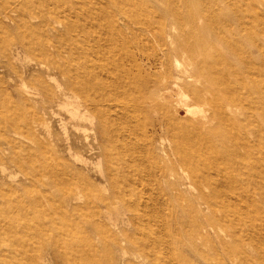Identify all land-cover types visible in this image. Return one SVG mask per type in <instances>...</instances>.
<instances>
[{"label": "rangeland", "instance_id": "1", "mask_svg": "<svg viewBox=\"0 0 264 264\" xmlns=\"http://www.w3.org/2000/svg\"><path fill=\"white\" fill-rule=\"evenodd\" d=\"M0 264H264V0H0Z\"/></svg>", "mask_w": 264, "mask_h": 264}, {"label": "bare ground", "instance_id": "2", "mask_svg": "<svg viewBox=\"0 0 264 264\" xmlns=\"http://www.w3.org/2000/svg\"><path fill=\"white\" fill-rule=\"evenodd\" d=\"M95 80V79H94ZM97 80V79H96ZM98 83V82H97ZM96 84V83H95ZM97 86V85H96ZM106 87V86H105ZM92 88V87H91ZM106 94V93H105ZM100 95V94H99ZM97 96H98V94H97ZM101 96V95H100ZM99 97V96H98ZM104 97V96H103ZM102 97V98H103ZM96 99H99V98H96ZM104 99V98H103ZM99 103V102H98ZM127 103V102H126ZM100 115V114H99ZM103 118V117H102ZM116 133V132H115ZM115 135V134H114ZM176 136V135H175ZM175 136H174V138H175ZM174 154H175V152H174ZM141 165V164H140ZM185 167V166H184ZM142 168V167H141ZM145 175V174H144ZM144 177V176H143ZM159 177V176H158ZM186 178V177H185ZM133 222V221H132ZM102 231V230H101Z\"/></svg>", "mask_w": 264, "mask_h": 264}]
</instances>
